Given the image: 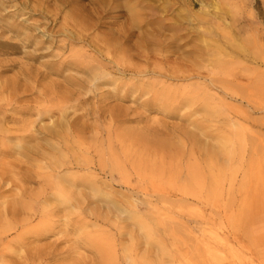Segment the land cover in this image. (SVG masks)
Wrapping results in <instances>:
<instances>
[{
	"label": "rangeland",
	"instance_id": "374dc122",
	"mask_svg": "<svg viewBox=\"0 0 264 264\" xmlns=\"http://www.w3.org/2000/svg\"><path fill=\"white\" fill-rule=\"evenodd\" d=\"M121 1L0 0V264H264V0Z\"/></svg>",
	"mask_w": 264,
	"mask_h": 264
},
{
	"label": "bare ground",
	"instance_id": "6f19581e",
	"mask_svg": "<svg viewBox=\"0 0 264 264\" xmlns=\"http://www.w3.org/2000/svg\"><path fill=\"white\" fill-rule=\"evenodd\" d=\"M120 1L121 0H91V3L93 4V5H96L97 6V8H96V11H95V17H96V20H97V23L98 22H100V21H102V19H101V16L99 15V12H101V13H108V12H110V11H112V10H117V9H119V8H121L120 7ZM121 2H123V1H121ZM125 2V1H124ZM151 4V3H150ZM173 7H174V5H172L171 4V1L170 0H167V1H165L164 3H161L159 6H157V7H153L154 9H152V10H158V12H160V13H162V14H167L170 10L172 11V9H173ZM122 9V8H121ZM126 12H127V14H126V16H127V19L131 22V27L133 28L134 27V22H137L136 20H137V16H139L138 15V13H137V11H135V9L132 7V8H128V9H126ZM189 12V11H188ZM140 14V13H139ZM141 15V14H140ZM94 18V17H93ZM139 20V19H138ZM140 21V20H139ZM161 22V21H160ZM138 23V22H137ZM157 24H159V23H157ZM168 24V23H167ZM175 27V30L177 31L178 29H180L179 28V25H175L174 26ZM64 30V29H63ZM16 31V30H15ZM44 31V30H43ZM179 31V30H178ZM143 33H145V32H143ZM142 33V34H143ZM132 37V35H129V36H127V37H125V40H129L130 38ZM73 38H75V36L73 37ZM76 38H79V39H84L85 38V36L84 35H82V34H78V36L76 37ZM89 38V37H88ZM179 37L177 36V39H178ZM118 40L119 38H116V36H111L110 38H108V40ZM92 40V39H91ZM155 41V40H154ZM173 41V40H172ZM144 43L145 44H149V40L148 39H146L145 41H144ZM152 43V42H151ZM174 43V42H173ZM161 44H162V42H161ZM160 44V45H161ZM151 45H153V44H151ZM105 46V45H104ZM160 48H161V46H160ZM110 49V48H109ZM108 48L106 49V48H102V47H99V45H97V46H94V53L95 54H89V53H87V52H82V53H79L78 54V56H77V58L75 59V60H73V61H71V62H68L67 64H66V66L64 67V69H66V70H70V71H76V72H81V73H85V74H87L88 75V77L89 78H92L94 81H98V80H100V79H103V78H105L106 77V72H107V67H106V65H103L102 64V62H100V61H98V55H101L104 51H106V55H108L109 56V54H110V50H109ZM92 51V50H91ZM116 51V50H115ZM73 52V51H72ZM112 52L114 53V51L112 50ZM216 53L215 54V56L217 55L218 57H220V56H227V54L226 53H224L222 50H217V51H212L211 49H207L206 50V52H204V53H202V54H204V55H206V57L207 56H212L213 55V53ZM97 54V56H95ZM115 54V53H114ZM249 58H251V57H249ZM86 59H88V60H90V63H88L87 65H85L87 62H85V60ZM261 58H259V57H253L252 56V60L254 61V62H257V61H259ZM111 61H113V60H111ZM119 61V60H118ZM117 60H114L113 62H112V64H113V66H116L119 70H120V68H123V65H122V63H120V62H118ZM132 64V63H131ZM65 65V64H64ZM228 65L229 64H226V63H224V61H221V60H219V63H218V69H216V68H213V71L212 72H210L211 73V75H217L218 73H220V74H222V75H224L225 76V79L227 78L228 79V77H232V78H234L235 77V79L239 76V77H241V78H244L245 80L247 79V81L248 82H250V84L249 85H254V89L255 90H257V92H258V94L257 95H255V94H252V95H247V93H245L242 89H241V85L239 84V86H240V88H238V84H237V82H236V84L235 83H232V84H234L233 85V87H231L230 86V84H228L227 82H229V83H231L230 82V79H228V81L227 82H219L220 83V88L226 93V94H228V95H230V96H232V97H235V98H238V99H242L243 101H245L246 103H247V105H249V106H255V107H258L259 109H264V73H257L255 70H254V72H252V73H255V74H250V75H255L254 76V78H250L249 76L248 77H245V76H242V75H240V74H238L237 76H234L236 73H234V74H232V73H230L231 72V70H228ZM130 67H131V65H130ZM125 69V68H124ZM134 70V69H133ZM218 70V71H217ZM128 71V70H127ZM132 71V70H131ZM136 72V71H135ZM218 72V73H217ZM90 74V75H89ZM91 75H92V77H91ZM231 78V79H232ZM241 78H240V80H241ZM220 80L222 79V78H219ZM224 79V78H223ZM224 79V80H225ZM238 79V78H237ZM211 80V79H210ZM218 79H216L215 80V78H214V81L213 82H216ZM224 80H222V81H224ZM243 80V79H242ZM212 82V81H211ZM212 82V83H213ZM76 83L77 84H82V82L81 81H78V80H76ZM218 83V84H219ZM235 85H236V87H235ZM253 108V107H252ZM258 108H256V109H258ZM254 109V108H253ZM256 109H254V110H256ZM49 111V110H48ZM45 112V111H44ZM23 123V122H22ZM24 125V124H23ZM56 125H54L52 128H49V129H45V132H46V134H44L43 135V138H51V139H58V138H60L61 137V132L60 131H57L56 130ZM29 138H31L30 136H21V137H17L16 139H18L20 142L21 141H23V140H25V139H29ZM214 152V151H213ZM213 152H208L209 154L208 155H210L211 156V154L213 153ZM16 153L18 154V155H22V156H26L27 154H28V151L26 150V149H21L20 148V151H16ZM215 153H213L212 155H214ZM0 155L1 156H7V157H9V156H11V153L9 152V151H0ZM212 157V156H211ZM27 158V157H26ZM252 164V163H251ZM21 165V164H20ZM7 166V165H6ZM9 167H10V165H8ZM22 166V165H21ZM20 166V167H21ZM24 166V165H23ZM9 167H8V169H9ZM15 167V166H14ZM27 167V166H26ZM59 166H58V164L57 165H53V166H50L49 168H51L52 169V171H56L55 169H57ZM252 167H254L253 165H252ZM7 169V170H8ZM0 170H1V172H3L4 174L3 175H5V169L4 168H2L1 166H0ZM23 169H20V168H18V171H22ZM23 172V171H22ZM36 172V171H35ZM36 173H38V172H36ZM248 173H250L249 171H248ZM39 175V174H38ZM42 175V174H41ZM248 175V174H247ZM250 176V175H249ZM248 176V177H249ZM4 179V178H3ZM67 196V195H66ZM61 198H64L65 200L67 199V197H65L63 194H61V196H60ZM261 204V203H260ZM16 205V204H15ZM15 207V206H14ZM13 207V208H14ZM140 224H142L143 225V223L142 222H140ZM36 252V251H35ZM34 252V253H35ZM33 253V254H34ZM37 254V253H36ZM38 254H39V252H38ZM37 254V255H38ZM33 257V256H32ZM35 257V256H34ZM31 262V261H30ZM34 262V261H33Z\"/></svg>",
	"mask_w": 264,
	"mask_h": 264
}]
</instances>
